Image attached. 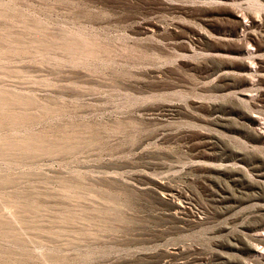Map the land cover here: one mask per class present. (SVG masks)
Segmentation results:
<instances>
[{
  "label": "rangeland",
  "instance_id": "1",
  "mask_svg": "<svg viewBox=\"0 0 264 264\" xmlns=\"http://www.w3.org/2000/svg\"><path fill=\"white\" fill-rule=\"evenodd\" d=\"M0 264H264V0H0Z\"/></svg>",
  "mask_w": 264,
  "mask_h": 264
}]
</instances>
